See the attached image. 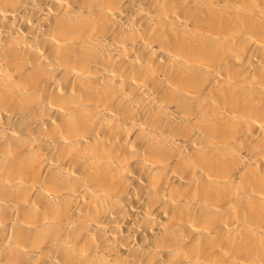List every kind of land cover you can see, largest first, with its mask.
<instances>
[{
    "label": "bare ground",
    "instance_id": "obj_1",
    "mask_svg": "<svg viewBox=\"0 0 264 264\" xmlns=\"http://www.w3.org/2000/svg\"><path fill=\"white\" fill-rule=\"evenodd\" d=\"M0 264H264V0H0Z\"/></svg>",
    "mask_w": 264,
    "mask_h": 264
}]
</instances>
